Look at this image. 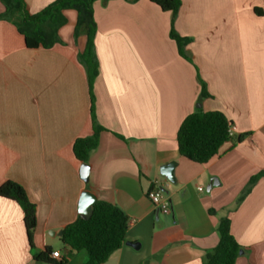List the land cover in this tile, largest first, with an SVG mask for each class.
<instances>
[{
	"label": "crops",
	"instance_id": "obj_1",
	"mask_svg": "<svg viewBox=\"0 0 264 264\" xmlns=\"http://www.w3.org/2000/svg\"><path fill=\"white\" fill-rule=\"evenodd\" d=\"M54 1L25 0L32 14ZM65 15L63 44L37 50L15 19H0V187L18 183L36 205L35 251L59 252L56 264H87L88 253L64 244L62 231L83 217L88 193L87 210L101 201L129 218L125 244L105 264H203L228 216L243 247L237 264H264V177L239 202L264 173V0H182L175 29L191 40L190 61L170 37L172 15L150 0L95 3L94 95L104 131L86 176L73 153L77 139L93 134L78 59L85 35L75 38L77 12ZM201 81L210 95L202 102ZM198 110L220 112L235 127L208 164L179 152V129ZM172 163L175 183L161 173ZM151 189L171 198L172 215L155 209ZM0 264H48L33 258L22 208L1 197Z\"/></svg>",
	"mask_w": 264,
	"mask_h": 264
},
{
	"label": "trees",
	"instance_id": "obj_2",
	"mask_svg": "<svg viewBox=\"0 0 264 264\" xmlns=\"http://www.w3.org/2000/svg\"><path fill=\"white\" fill-rule=\"evenodd\" d=\"M109 2L111 0H56L41 12L32 14L25 0H1L5 7L2 20L14 21L19 33L24 37L28 49H51L57 44H63L59 30L67 25L66 11H76L78 14L75 38L82 32L85 35L84 49L79 52V62L86 69L91 97V117L93 134L86 138L77 139L73 145V153L77 160L87 164L90 155L98 148L100 135L104 131L97 121L95 109L94 84L99 76V61L96 54L95 40L97 36V23L94 16L95 3ZM137 2L139 0H130ZM162 11L172 15L170 37L177 43L180 55L190 61L186 49L191 40L180 36L175 23L179 16L182 0H150ZM261 15L260 11H257ZM202 92L200 102L210 95L204 82L201 81ZM230 124L224 114L220 112L204 113L198 110L188 116L182 123L178 135V146L181 156L199 164H208L219 156L221 149L230 139ZM264 177V173L253 177L239 202H243L251 193L254 186ZM0 197L13 200L19 204L24 213V223L27 231L29 245L34 260L48 264H56L52 258L51 248L43 253H37L33 242L37 228V208L33 204L25 189L15 182H7L0 187ZM214 214L215 211H210ZM231 218L224 217L217 227L219 236L218 245L209 250L203 264H237L243 247L232 234ZM129 227L128 216L117 206L96 202L92 208L89 219L79 218L62 231V241L74 252L86 251L89 256L87 264H105L126 241ZM64 264V263H60Z\"/></svg>",
	"mask_w": 264,
	"mask_h": 264
},
{
	"label": "built area",
	"instance_id": "obj_3",
	"mask_svg": "<svg viewBox=\"0 0 264 264\" xmlns=\"http://www.w3.org/2000/svg\"><path fill=\"white\" fill-rule=\"evenodd\" d=\"M235 131L234 126H230V136L232 137ZM148 199L154 205L155 209L164 215H172L173 214V206L171 198L160 189H151L147 194ZM53 259H61V255L59 252H55L52 254Z\"/></svg>",
	"mask_w": 264,
	"mask_h": 264
},
{
	"label": "water",
	"instance_id": "obj_4",
	"mask_svg": "<svg viewBox=\"0 0 264 264\" xmlns=\"http://www.w3.org/2000/svg\"><path fill=\"white\" fill-rule=\"evenodd\" d=\"M176 166H177L176 163H172V164L165 166L161 169L162 175L166 176L173 183L176 182L175 176H174V169ZM82 170H83V174L86 176L88 174V171H89V166L87 164H84ZM93 202H94V199L91 197V195H89L88 193L84 195L82 207L86 210V212L83 213V218L89 219L91 217L93 206L91 209L88 208V210H87V207L89 204H92ZM127 245L132 246L134 248H139V245H137V244L127 243ZM240 255H243V251L240 253Z\"/></svg>",
	"mask_w": 264,
	"mask_h": 264
}]
</instances>
